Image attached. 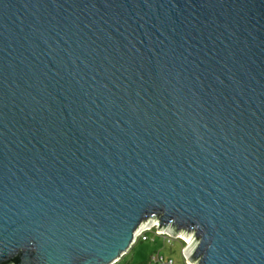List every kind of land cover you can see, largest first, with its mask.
I'll list each match as a JSON object with an SVG mask.
<instances>
[{
	"label": "water",
	"instance_id": "water-1",
	"mask_svg": "<svg viewBox=\"0 0 264 264\" xmlns=\"http://www.w3.org/2000/svg\"><path fill=\"white\" fill-rule=\"evenodd\" d=\"M264 264V0H0V264Z\"/></svg>",
	"mask_w": 264,
	"mask_h": 264
},
{
	"label": "rangeland",
	"instance_id": "rangeland-1",
	"mask_svg": "<svg viewBox=\"0 0 264 264\" xmlns=\"http://www.w3.org/2000/svg\"><path fill=\"white\" fill-rule=\"evenodd\" d=\"M149 241L139 239L130 252L117 264H151L153 256L160 254L167 262L173 264H187L184 249L186 243L180 239L170 238L165 240V235L158 236L157 228H152L149 232ZM169 238V237H168Z\"/></svg>",
	"mask_w": 264,
	"mask_h": 264
},
{
	"label": "built area",
	"instance_id": "built-area-1",
	"mask_svg": "<svg viewBox=\"0 0 264 264\" xmlns=\"http://www.w3.org/2000/svg\"><path fill=\"white\" fill-rule=\"evenodd\" d=\"M154 228V227H153ZM152 228L150 229H147V230H144L142 231L138 238H137V241L139 239H141L142 241H149V235H148V232L151 230ZM157 235L158 236H162V235H165V240H167V242H170L171 241V237L168 236L167 234H164V233H158L157 232ZM169 237V238H168ZM180 240H183L185 243L187 242L186 240H184V238H179ZM151 264H173V261H169L167 262L166 259L164 257H162L160 254L156 255V256H153L152 259H151Z\"/></svg>",
	"mask_w": 264,
	"mask_h": 264
}]
</instances>
